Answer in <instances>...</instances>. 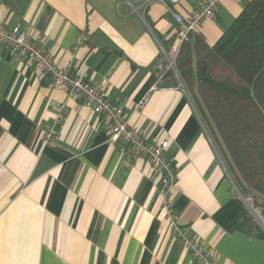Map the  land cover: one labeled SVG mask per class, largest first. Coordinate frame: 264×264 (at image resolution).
<instances>
[{
	"label": "crops",
	"instance_id": "crops-1",
	"mask_svg": "<svg viewBox=\"0 0 264 264\" xmlns=\"http://www.w3.org/2000/svg\"><path fill=\"white\" fill-rule=\"evenodd\" d=\"M202 1L0 0L1 25L107 92L146 142L167 139L177 176L166 211L148 163L110 143L82 99L0 44V264H200L172 235L170 216L216 264H264V238L240 231L255 222L256 207L236 188L179 77L156 69L174 56L172 13L187 19ZM249 1L220 0L192 35L213 45ZM57 104L65 108L60 139L47 145Z\"/></svg>",
	"mask_w": 264,
	"mask_h": 264
},
{
	"label": "trees",
	"instance_id": "trees-1",
	"mask_svg": "<svg viewBox=\"0 0 264 264\" xmlns=\"http://www.w3.org/2000/svg\"><path fill=\"white\" fill-rule=\"evenodd\" d=\"M192 37L174 70L236 188L264 217V0H250L213 45ZM240 231L264 238L251 220Z\"/></svg>",
	"mask_w": 264,
	"mask_h": 264
},
{
	"label": "built area",
	"instance_id": "built-area-1",
	"mask_svg": "<svg viewBox=\"0 0 264 264\" xmlns=\"http://www.w3.org/2000/svg\"><path fill=\"white\" fill-rule=\"evenodd\" d=\"M166 7L167 4H177L180 0H160ZM220 0H203L199 7L192 12L187 19H184L178 13H172L174 20L179 25V31L176 34L174 56L172 59L166 58V64H158L156 69L160 74L164 71H174V60L182 44L186 43L192 34L199 32L203 22L210 19ZM85 35L82 34L78 44H82ZM0 44L7 46L10 51L17 53L20 60L33 63L36 68L45 74L54 87L65 88L70 96L82 99L92 110V112L100 118L101 124L108 130V141H121L126 149V156H136L145 160L150 166L153 173L159 176L164 196L169 195L171 189L176 184L177 176L173 168L172 161L164 155L168 147V140L163 139L155 144L146 142L144 138L125 120L121 107L110 102L107 92L92 86L82 77L74 76L64 68L58 66L53 58L44 52L38 44L30 40L27 34L18 27L7 29L0 24ZM162 53L163 50L160 49ZM145 100L134 106L136 111H140L144 106ZM64 106L57 104L53 106L52 124L47 127L43 133L44 144H53L60 139V134L56 127L61 123L64 116ZM167 198V197H166ZM246 202L252 203L249 198H245ZM170 200H164V208L168 211ZM253 218L257 225L264 230V217L259 207L253 209ZM170 231L177 238L194 260L200 264H216L208 250H204L201 242L190 236L187 230L181 228L177 224L175 217L170 216Z\"/></svg>",
	"mask_w": 264,
	"mask_h": 264
}]
</instances>
